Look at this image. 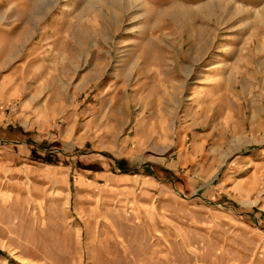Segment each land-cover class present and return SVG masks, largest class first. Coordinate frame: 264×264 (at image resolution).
Here are the masks:
<instances>
[{
  "label": "rangeland",
  "instance_id": "374dc122",
  "mask_svg": "<svg viewBox=\"0 0 264 264\" xmlns=\"http://www.w3.org/2000/svg\"><path fill=\"white\" fill-rule=\"evenodd\" d=\"M0 228V264H264V0H0Z\"/></svg>",
  "mask_w": 264,
  "mask_h": 264
},
{
  "label": "crops",
  "instance_id": "0c3cea01",
  "mask_svg": "<svg viewBox=\"0 0 264 264\" xmlns=\"http://www.w3.org/2000/svg\"><path fill=\"white\" fill-rule=\"evenodd\" d=\"M118 178H119L118 176L113 175V174H99V173H97L95 175V179L89 180V184L88 185H90L91 187H99L97 181L100 180V179H104L107 182H111L113 180L117 181ZM0 230H1V228H0Z\"/></svg>",
  "mask_w": 264,
  "mask_h": 264
},
{
  "label": "trees",
  "instance_id": "16d2710c",
  "mask_svg": "<svg viewBox=\"0 0 264 264\" xmlns=\"http://www.w3.org/2000/svg\"><path fill=\"white\" fill-rule=\"evenodd\" d=\"M35 153V152H34ZM49 158H43L42 160H44V162H48V163H54V159H52L54 156H48ZM93 169V168H92ZM94 171H99V169H93Z\"/></svg>",
  "mask_w": 264,
  "mask_h": 264
},
{
  "label": "bare ground",
  "instance_id": "6f19581e",
  "mask_svg": "<svg viewBox=\"0 0 264 264\" xmlns=\"http://www.w3.org/2000/svg\"><path fill=\"white\" fill-rule=\"evenodd\" d=\"M7 197V196H6ZM13 197V196H12Z\"/></svg>",
  "mask_w": 264,
  "mask_h": 264
}]
</instances>
